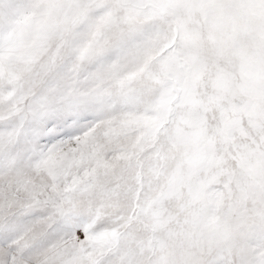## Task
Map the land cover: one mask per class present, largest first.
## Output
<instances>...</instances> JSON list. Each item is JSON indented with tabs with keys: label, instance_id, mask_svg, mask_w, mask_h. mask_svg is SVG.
I'll list each match as a JSON object with an SVG mask.
<instances>
[{
	"label": "snow or ice",
	"instance_id": "snow-or-ice-1",
	"mask_svg": "<svg viewBox=\"0 0 264 264\" xmlns=\"http://www.w3.org/2000/svg\"><path fill=\"white\" fill-rule=\"evenodd\" d=\"M0 264H264V0H0Z\"/></svg>",
	"mask_w": 264,
	"mask_h": 264
}]
</instances>
